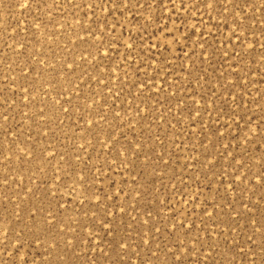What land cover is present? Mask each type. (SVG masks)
I'll return each instance as SVG.
<instances>
[{
    "label": "rangeland",
    "instance_id": "rangeland-1",
    "mask_svg": "<svg viewBox=\"0 0 264 264\" xmlns=\"http://www.w3.org/2000/svg\"><path fill=\"white\" fill-rule=\"evenodd\" d=\"M206 4L0 0V264H264V0Z\"/></svg>",
    "mask_w": 264,
    "mask_h": 264
},
{
    "label": "snow or ice",
    "instance_id": "snow-or-ice-1",
    "mask_svg": "<svg viewBox=\"0 0 264 264\" xmlns=\"http://www.w3.org/2000/svg\"><path fill=\"white\" fill-rule=\"evenodd\" d=\"M216 2H218V0H207V4H206V6H207V7H212L213 3H216ZM219 2H223V0H219ZM227 2H228V3H231L232 0H227ZM173 3H175V0H173ZM105 55H106V53H105ZM50 223H51V222H50Z\"/></svg>",
    "mask_w": 264,
    "mask_h": 264
},
{
    "label": "clouds",
    "instance_id": "clouds-1",
    "mask_svg": "<svg viewBox=\"0 0 264 264\" xmlns=\"http://www.w3.org/2000/svg\"><path fill=\"white\" fill-rule=\"evenodd\" d=\"M3 235H7V233L5 232V233H3Z\"/></svg>",
    "mask_w": 264,
    "mask_h": 264
}]
</instances>
